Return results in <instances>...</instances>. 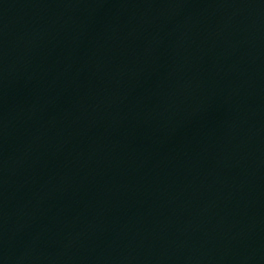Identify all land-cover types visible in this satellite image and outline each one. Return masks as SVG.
<instances>
[{"label":"water","instance_id":"obj_1","mask_svg":"<svg viewBox=\"0 0 264 264\" xmlns=\"http://www.w3.org/2000/svg\"><path fill=\"white\" fill-rule=\"evenodd\" d=\"M0 264H264V0H0Z\"/></svg>","mask_w":264,"mask_h":264}]
</instances>
